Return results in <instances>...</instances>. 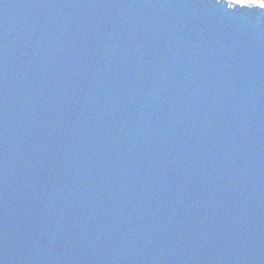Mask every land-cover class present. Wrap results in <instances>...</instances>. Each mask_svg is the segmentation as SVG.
I'll return each instance as SVG.
<instances>
[{"label": "water", "instance_id": "95a60500", "mask_svg": "<svg viewBox=\"0 0 264 264\" xmlns=\"http://www.w3.org/2000/svg\"><path fill=\"white\" fill-rule=\"evenodd\" d=\"M0 264H264V9L0 0Z\"/></svg>", "mask_w": 264, "mask_h": 264}, {"label": "snow or ice", "instance_id": "6c2138e0", "mask_svg": "<svg viewBox=\"0 0 264 264\" xmlns=\"http://www.w3.org/2000/svg\"><path fill=\"white\" fill-rule=\"evenodd\" d=\"M218 4L226 5L227 10H232L234 6L240 5V6H246V7H259L264 9V5H251L247 3H242L241 0H216Z\"/></svg>", "mask_w": 264, "mask_h": 264}, {"label": "clouds", "instance_id": "9594fccd", "mask_svg": "<svg viewBox=\"0 0 264 264\" xmlns=\"http://www.w3.org/2000/svg\"><path fill=\"white\" fill-rule=\"evenodd\" d=\"M241 2L251 4V5H264V0H241Z\"/></svg>", "mask_w": 264, "mask_h": 264}]
</instances>
